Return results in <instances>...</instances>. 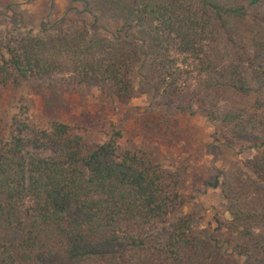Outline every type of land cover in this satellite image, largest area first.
<instances>
[{"label": "trees", "instance_id": "trees-1", "mask_svg": "<svg viewBox=\"0 0 264 264\" xmlns=\"http://www.w3.org/2000/svg\"><path fill=\"white\" fill-rule=\"evenodd\" d=\"M80 1L72 13L94 24L0 37V86H98L115 105L139 78L155 109L204 117L221 147L264 149V0ZM107 14L116 34L92 33ZM120 136L13 117L0 138V264H264V161L235 174L231 219L201 235L177 179Z\"/></svg>", "mask_w": 264, "mask_h": 264}, {"label": "rangeland", "instance_id": "rangeland-1", "mask_svg": "<svg viewBox=\"0 0 264 264\" xmlns=\"http://www.w3.org/2000/svg\"><path fill=\"white\" fill-rule=\"evenodd\" d=\"M12 10L0 9V37L4 43L15 35L41 34L43 22L52 25L62 20L63 29L74 31L84 23L92 25L95 14L84 12L83 2L72 0H11ZM92 33L111 37L116 33L114 15H100ZM71 18V19H70ZM18 22V23H16ZM137 89L126 103L107 104L103 90L57 84L27 83L21 88L0 86V138L9 134L12 119L26 112L36 123L49 127L60 121L77 133L107 140L119 132L123 150L143 151L179 182L185 213L195 216L198 234L208 229L216 233V219L229 221L230 202L224 193L230 180L251 160L264 161V149H226L215 143L214 128L200 115L159 111L151 105V96ZM245 169V175L251 171Z\"/></svg>", "mask_w": 264, "mask_h": 264}]
</instances>
